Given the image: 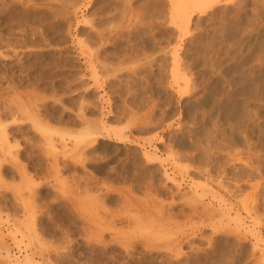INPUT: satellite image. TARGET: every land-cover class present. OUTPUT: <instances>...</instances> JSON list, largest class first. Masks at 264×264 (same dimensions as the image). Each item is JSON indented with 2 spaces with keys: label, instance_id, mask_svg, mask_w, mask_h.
<instances>
[{
  "label": "rangeland",
  "instance_id": "1",
  "mask_svg": "<svg viewBox=\"0 0 264 264\" xmlns=\"http://www.w3.org/2000/svg\"><path fill=\"white\" fill-rule=\"evenodd\" d=\"M183 3L0 0V264L27 254L44 264L256 263L248 238L255 228L264 238V206L257 215L249 204L264 200V0ZM80 131L91 133L76 139ZM20 187L37 196L32 239L12 232L26 214ZM170 208L182 223L179 258L138 222ZM237 226L239 239L225 230Z\"/></svg>",
  "mask_w": 264,
  "mask_h": 264
},
{
  "label": "bare ground",
  "instance_id": "2",
  "mask_svg": "<svg viewBox=\"0 0 264 264\" xmlns=\"http://www.w3.org/2000/svg\"><path fill=\"white\" fill-rule=\"evenodd\" d=\"M206 1H209V0H186V4L184 5V3H183V5L182 6H185V8H183L184 10L186 9L187 10V6H188V2L190 3H192V4H194V5H196V6H199L200 5V7L202 6V8H203V6H205L206 5ZM214 1V0H213ZM9 3V2H8ZM69 3V2H68ZM76 3V2H75ZM182 3V2H181ZM180 3V4H181ZM211 3V2H210ZM12 4V3H11ZM10 4V5H11ZM180 4H179V6H180ZM204 4V5H203ZM74 5V4H73ZM76 5V4H75ZM78 5V4H77ZM193 5V6H194ZM8 7V6H7ZM68 7V6H67ZM177 7V6H176ZM190 7V6H189ZM180 8V7H179ZM178 8V9H179ZM182 8V7H181ZM206 8V7H205ZM18 9V8H17ZM189 10V9H188ZM60 11V10H59ZM183 11V10H182ZM20 12V11H19ZM23 12V11H22ZM16 16V15H15ZM191 16V15H190ZM187 19V18H186ZM188 20V19H187ZM191 20V19H190ZM187 29V28H186ZM185 30V29H184ZM100 34V33H99ZM103 35V34H102ZM100 36V35H99ZM235 39V38H234ZM177 41V40H176ZM31 43V42H30ZM34 44V43H33ZM3 46V45H2ZM84 52V51H83ZM14 53V52H13ZM85 53V52H84ZM177 57V56H176ZM17 60V59H16ZM176 60H177V58H176ZM90 62V61H89ZM10 63V62H9ZM11 64V63H10ZM92 64V63H91ZM176 65V64H175ZM20 66V65H19ZM16 67V66H15ZM18 68V67H17ZM31 68V67H30ZM177 68V67H176ZM176 68H175V70H176ZM93 71H95L94 70V68H93ZM177 71V70H176ZM176 71H175V74H176ZM239 71V70H238ZM234 74V73H233ZM177 75V74H176ZM180 75V74H179ZM5 76V75H4ZM96 76H97V74H96ZM241 76V75H240ZM244 76V75H243ZM11 77V76H10ZM95 77V76H94ZM177 77H178V75H177ZM98 78V77H97ZM97 78H95V79H97ZM9 79V78H8ZM20 79V78H19ZM94 79V80H95ZM23 80V79H22ZM8 81V80H7ZM97 81V80H96ZM241 81V80H240ZM13 82V81H12ZM257 82H258V80H257ZM186 83V82H185ZM187 85V84H186ZM255 85V84H254ZM239 93V92H238ZM248 94V93H247ZM234 95V94H233ZM240 95V94H239ZM244 95V94H243ZM242 97V96H241ZM227 98V97H226ZM237 99V98H236ZM228 102V101H227ZM205 104V103H204ZM215 104V103H214ZM21 105V104H20ZM25 105V104H24ZM32 105V104H31ZM248 106V105H247ZM22 107H24V106H22ZM9 109V108H8ZM10 110V109H9ZM14 110V109H13ZM29 110V109H28ZM26 111V110H25ZM39 111V110H38ZM11 112V111H10ZM29 112H30V110H29ZM25 113V112H24ZM17 115V114H16ZM1 116V115H0ZM12 116V115H11ZM14 116V115H13ZM33 116V115H32ZM1 118V117H0ZM17 119V118H16ZM23 119V118H22ZM28 119V118H27ZM33 119V118H32ZM31 119V120H32ZM251 119V118H250ZM0 120H2V119H0ZM15 120V119H14ZM18 120V119H17ZM19 120H21V119H19ZM34 120H35V118H34ZM36 120H37V118H36ZM35 120V121H36ZM245 121V120H244ZM40 124H38V123ZM37 122H34V123H37V124H35L34 126H36V125H39V126H42V123H40L39 122V120L37 121ZM1 124V123H0ZM2 125V124H1ZM3 127L4 126H1V129H0V141H2L3 139V136L2 135H4V133H8V132H2L1 130H3ZM43 127V129H41V130H44V132H46V133H48V132H50V131H53L54 129H49V127L48 126H45V125H43L42 126ZM95 129V128H94ZM84 131V130H83ZM53 132H55V131H53ZM87 132V131H86ZM84 132L83 134L81 133V131H80V133L81 134H78V135H75V134H73V135H75V137H77L76 139H80V138H83L84 139V137H89V135H90V133L91 132ZM1 133H3V134H1ZM51 133V132H50ZM96 134V133H95ZM7 135V134H6ZM6 135H5V138H6ZM43 135H44V133H43ZM46 135V134H45ZM44 135V136H45ZM65 135V134H64ZM67 135V134H66ZM4 138V139H5ZM75 139V138H74ZM65 139H63V141H64ZM8 141V136H7V139H6V142ZM62 141V140H61ZM67 141V140H66ZM3 142V141H2ZM5 142V140H4V143H6ZM93 142H95V141H93ZM63 143V142H62ZM73 144H77V143H74V141H73ZM91 144V143H90ZM0 145H1V142H0ZM4 145V144H3ZM2 145V146H3ZM7 145V144H6ZM17 145H19V144H17ZM78 145V144H77ZM8 146V145H7ZM11 146H12V144H11ZM15 146V145H14ZM69 146V145H68ZM5 147V146H4ZM8 148V147H7ZM10 148V147H9ZM146 149V148H145ZM0 150L2 151H4V150H6V148L5 149H3V147H1L0 148ZM11 150V149H10ZM16 150V149H15ZM75 150V149H74ZM82 150V149H81ZM2 151V152H3ZM79 151V150H78ZM89 151V150H88ZM8 152V151H7ZM12 152V151H11ZM72 152V151H71ZM77 153V152H76ZM81 153V152H80ZM79 153V154H80ZM11 154V153H10ZM78 154V153H77ZM84 154V153H83ZM12 155V154H11ZM72 155V154H71ZM70 155V156H71ZM13 156V155H12ZM82 156V155H81ZM0 157H2L1 155H0ZM16 158V157H15ZM68 160V159H67ZM73 160H74V158H73ZM84 161V160H83ZM74 162V161H73ZM72 162V163H73ZM79 162V161H78ZM77 162V163H78ZM75 167V166H74ZM80 167V166H79ZM72 168V167H71ZM210 176V175H209ZM75 178V180H77L76 179V176L74 177ZM91 178V177H90ZM168 178H170V177H168ZM79 179V178H78ZM171 179V178H170ZM173 179V178H172ZM33 180V179H32ZM66 180H68V179H66ZM88 180V179H87ZM175 180V179H174ZM31 181V180H30ZM62 181V180H61ZM79 181V180H78ZM29 182V181H28ZM33 181H31L30 183H32ZM59 182V181H58ZM71 182V181H70ZM26 183H27V181H26ZM61 183V182H60ZM63 183V182H62ZM68 183V182H67ZM150 183V182H149ZM21 184V183H20ZM33 184V183H32ZM65 184V183H64ZM69 184V183H68ZM85 184V183H84ZM192 184V183H191ZM28 185H29V183H28ZM78 185V184H77ZM148 185V184H147ZM195 185V184H194ZM32 186H34V185H32ZM31 186V187H32ZM55 186V185H54ZM57 186V185H56ZM81 186V185H80ZM27 187V186H26ZM36 187H37V185H36ZM58 187V186H57ZM59 187H61V186H59ZM74 187H75V185H74ZM87 187H90V186H88L87 185ZM29 188V187H28ZM33 188V187H32ZM65 188H66V186H65ZM70 188V187H69ZM19 189H21V187L20 188H18V193L16 192V197H17V199L23 204V206H24V208H25V215H23V216H25L22 220H20V219H16V222H14V226L12 227V232H13V234L16 236V238L18 237V233H20L21 235H22V237L24 238V237H31V236H33L34 234L35 235H37V230H36V226H35V222H36V216L37 215H35V208H34V206H32V203H31V201H32V199H34V200H36L35 199V197H37V196H35L34 197V195H31L30 196V198H32V199H30L29 198V200H26L27 198H24V194H22L21 192H19L20 190ZM67 189V188H66ZM33 190V189H32ZM68 190V189H67ZM83 190V189H82ZM195 190V189H194ZM29 191H31V189L29 190ZM76 191V190H75ZM203 191V190H202ZM215 191V190H214ZM32 192H34V190L32 191ZM178 192V191H177ZM80 193V192H79ZM94 193V192H93ZM192 193V192H191ZM195 193V192H194ZM199 194L198 195H200L201 194V192H198ZM36 194V193H35ZM76 194V193H75ZM81 194V193H80ZM82 194H83V192H82ZM95 194V193H94ZM181 194V193H180ZM187 194V193H186ZM207 194V193H206ZM258 194V193H257ZM84 195V197H85V194H83ZM89 195V194H88ZM185 195V194H184ZM183 195V196H184ZM205 195V194H204ZM213 195V194H212ZM256 197H254V199H252L251 200V203L249 204L250 205V207H251V209L249 210V207H248V210L251 212V211H255V213L258 215V212L260 211V207L262 206H264V200H261V198L259 197L260 195H255ZM15 197V198H16ZM263 197V199H264V196H262ZM75 198V197H74ZM188 198V197H187ZM220 198V197H219ZM221 198H222V196H221ZM189 199V198H188ZM216 199H217V197H216ZM33 200V201H34ZM86 200H89V199H86ZM85 200V201H86ZM185 200H186V198H185ZM189 200H191V199H189ZM82 201V200H81ZM97 201V200H96ZM103 201V200H102ZM88 202V201H87ZM99 202V201H98ZM197 202V201H196ZM201 202V201H200ZM97 203V202H96ZM95 203V204H96ZM102 203H104V202H102ZM179 203V202H178ZM185 203V202H184ZM184 203H183V205H184ZM189 203V202H188ZM191 203V202H190ZM189 203V204H190ZM198 203V202H197ZM38 204V203H37ZM36 204V205H37ZM85 204V203H84ZM87 204V203H86ZM94 204V205H95ZM100 204V203H99ZM105 204V203H104ZM173 204V203H172ZM34 205V204H33ZM206 205V204H205ZM22 206V207H23ZM82 206V205H81ZM96 206V205H95ZM105 206H106V204H105ZM171 206V205H170ZM190 206H192V207H190V209H191V213L194 211H196L197 210V204L196 205H191L190 204ZM231 206V205H230ZM100 207V206H99ZM107 207V206H106ZM228 207V206H227ZM23 208V209H24ZM49 208V207H48ZM82 208V207H81ZM96 208H97V206H96ZM102 208V207H101ZM169 208V207H168ZM205 208H207L208 209V207H205ZM217 208V207H216ZM230 208V207H229ZM245 208H247V207H245ZM83 209V208H82ZM165 209V208H164ZM201 209V208H200ZM200 209H198V210H200ZM106 210H107V208H106ZM157 210V209H156ZM167 210H169L168 212H160V213H162V214H160V216H156V218L153 216H151V217H149V219H151V221L149 220V219H147V217H146V215H145V217H146V219L149 221H146V224H144L143 223V220H139L138 222L140 223V221H142L140 224L139 223H137V224H133L134 225V228L137 226V228H139V227H141L142 228V231L144 230V231H146L147 233H149V236H148V234H147V236L150 238V236L151 237H153L156 241H158V242H160L161 243V246H162V244H163V246L165 247V249H168L169 248V250L171 249V250H174L175 251V254L174 255H172L173 257H175V258H179V256H180V252L182 253L183 251H178L177 252V254H176V249H180L181 248V245L184 243L183 241V239L181 238V236L179 235V231H180V229H179V227L181 228L182 226L180 225V224H182V223H179L178 221L179 220H181V219H179V220H177V219H174V216H178L179 215V213H177V212H175L176 211V209H172V208H170V209H167ZM179 210V209H178ZM185 210V209H184ZM183 210V211H184ZM204 210V209H203ZM247 210V209H246ZM247 210V211H248ZM96 211H97V209H96ZM147 211V210H146ZM160 211V210H159ZM206 211H208V210H206ZM219 211H222V210H219ZM248 211V212H249ZM109 212V211H108ZM136 213H138L139 211H135ZM180 212H182L181 210H180ZM188 212V211H187ZM193 212V214H196V213H194ZM203 212V211H202ZM201 212V213H202ZM205 212V211H204ZM226 212V211H225ZM224 212V213H225ZM228 212V211H227ZM250 212H249V214H250ZM141 213V212H140ZM143 213H145V212H143ZM183 213V212H182ZM184 213H186V212H184ZM199 213V212H198ZM222 213V212H221ZM100 214V213H99ZM139 214V213H138ZM205 214V213H204ZM203 214V215H204ZM207 214V213H206ZM252 214V213H251ZM98 215V214H97ZM106 215V214H105ZM110 215V214H109ZM115 215V214H114ZM137 215V214H136ZM148 215V214H147ZM153 215V214H152ZM199 215H200V213H199ZM225 215V214H224ZM90 216V215H89ZM99 216V215H98ZM102 216V215H101ZM133 216H134V214H133ZM137 216H139V215H137ZM136 216V217H137ZM115 217V216H114ZM135 217V216H134ZM225 217V216H224ZM259 217V216H258ZM22 218V217H21ZM103 218V217H102ZM112 217H110V219H111ZM124 218V217H123ZM126 218H129V217H126ZM138 219H139V217H137ZM136 218V219H137ZM153 218V219H152ZM205 218V217H204ZM216 218V217H215ZM226 218H227V216H226ZM233 218V217H232ZM103 219H105V217L103 218ZM129 219H131V218H129ZM217 219V218H216ZM221 219V218H220ZM252 219V218H251ZM132 220V219H131ZM135 220V219H134ZM134 220H132V221H134ZM177 220V221H176ZM228 220V219H227ZM235 220V219H234ZM262 220V219H261ZM110 221V220H109ZM114 221V220H113ZM119 221V220H118ZM129 221V220H128ZM127 221V222H128ZM145 221V220H144ZM111 222V221H110ZM117 222V221H116ZM196 222V221H195ZM133 223V222H132ZM135 223V222H134ZM201 223V222H200ZM220 223V222H219ZM230 223V222H229ZM37 224V223H36ZM117 224V223H116ZM138 224H139V227H138ZM189 224V223H188ZM246 224V222L244 223V225ZM248 224V223H247ZM256 224V223H255ZM254 224V225H255ZM96 225V224H95ZM129 225H130V223H129ZM133 225H131V226H133ZM180 225V226H179ZM253 225V224H252ZM253 225V226H254ZM85 226V225H84ZM117 226V225H116ZM228 226V225H227ZM226 226V227H227ZM253 226H251L252 228H253ZM256 226V225H255ZM254 226V227H255ZM86 227V226H85ZM89 227V226H88ZM106 227V226H105ZM114 227V226H113ZM127 227V226H126ZM225 227V226H224ZM224 227H223V229H224ZM232 227V226H231ZM245 227V226H244ZM102 228V227H101ZM132 228V227H131ZM133 228V229H134ZM141 228H139V231L141 230ZM230 228V227H229ZM226 229L225 228V230H226V232H232V230H236V239L238 238L239 239V237L241 238V232L239 231V227L237 226L236 228L235 227H233V228H231V229ZM249 228H250V226H249ZM248 228V229H249ZM259 228V227H258ZM86 229V228H85ZM88 229V228H87ZM100 229V228H99ZM136 229V228H135ZM247 229V227L246 228H244V239H247L248 237H249V234L247 233V231L248 230H246ZM262 229H264V223H263V225H262ZM93 230V229H92ZM120 230V229H119ZM123 230V229H122ZM132 230V229H131ZM137 230V229H136ZM221 230V229H220ZM255 232H256V235H255V237H256V239L254 238V237H252V238H248V239H252L253 240V243H254V251L252 250V254L255 256V258H257V260L256 261H254V262H256L255 264H264V247L262 248L261 247V249H255L257 246L258 247H260V243H259V241H260V239L261 238H263V237H261V233H260V236H259V234H258V232H257V230L258 229H256L255 228ZM259 230H260V228H259ZM99 230H97V232H98ZM124 231V230H123ZM122 231V232H123ZM138 231V233L140 234V232ZM223 231V230H222ZM261 231V230H260ZM259 231V232H260ZM91 232H93V231H91ZM99 232H101V231H99ZM252 232H253V230H252ZM137 233V232H136ZM234 233V232H233ZM254 233V232H253ZM86 234V233H85ZM98 234V233H97ZM97 234L95 235L96 237H97ZM143 234H145V232L143 233ZM225 234V233H224ZM92 235V234H91ZM94 235V234H93ZM92 235V236H93ZM142 235V234H141ZM184 235V234H183ZM203 235V234H202ZM38 236V235H37ZM90 236V235H89ZM92 236H91V238H92ZM104 236V235H103ZM103 236H102V238H103ZM252 236V235H251ZM14 237V236H13ZM98 237H100L99 236V234H98ZM141 237V236H140ZM15 238V239H16ZM37 238V237H36ZM35 238V239H36ZM143 238V237H142ZM149 238H147V239H149ZM213 238V237H212ZM235 238V237H234ZM22 239V238H21ZM31 239H32V237H31ZM93 239L95 240V238L93 237ZM93 239H92V241H93ZM97 239V238H96ZM100 238H98V240H99ZM144 239V238H143ZM147 239H146V241H147ZM151 240H152V238H150ZM153 239V240H154ZM247 239V240H248ZM255 239V240H254ZM264 239V238H263ZM263 239H262V241H263ZM39 240V239H38ZM101 240V239H100ZM156 241H154L155 243H156ZM187 241V240H186ZM194 241V240H193ZM29 242V241H28ZM40 242V241H39ZM157 242V243H158ZM188 242H189V244H190V247H191V249H192V251L191 252H194V253H198L199 251H197V249H196V247H195V245H194V243L192 242V240H189L188 239ZM210 242V241H209ZM31 243V242H30ZM94 243V242H93ZM100 243V242H99ZM147 243V242H146ZM153 243V242H152ZM227 243V242H226ZM263 243V242H262ZM21 244V243H20ZM33 243H31V245H32ZM136 244V243H135ZM145 244V243H144ZM159 244V243H158ZM244 244V243H243ZM93 245V244H92ZM126 245V244H125ZM133 245V244H132ZM198 245V244H197ZM129 246H131V245H129ZM135 246H137V245H135ZM145 246V245H144ZM160 246V245H159ZM256 246V247H255ZM127 247H128V244H127ZM139 247V246H138ZM147 247V246H146ZM175 247V248H174ZM178 247V248H177ZM131 248H133V246L131 247ZM148 248V247H147ZM155 248H157V249H160V248H158V247H155ZM163 248V247H162ZM36 249V248H35ZM178 249V250H179ZM200 249V248H199ZM38 250V249H37ZM130 250V249H129ZM150 250V249H149ZM181 250H183L182 248H181ZM231 250V249H230ZM147 251V250H146ZM145 251V252H146ZM150 251H152V250H150ZM149 251V252H150ZM174 251H170V252H174ZM8 252V251H7ZM128 252V251H127ZM235 252V251H234ZM164 253V252H163ZM179 253V254H178ZM236 254V253H235ZM32 254H27V256L25 257L26 259H24V261H20L19 260V262L21 263V264H44L43 262H39V261H37V260H35V258L33 257V256H31ZM129 255V254H128ZM142 255V254H141ZM182 255V254H181ZM193 255V254H192ZM223 255V254H222ZM253 255H252V257H253ZM7 256H9V254L7 255ZM146 256V255H145ZM171 256V255H170ZM171 256V257H172ZM233 256V255H232ZM235 256V255H234ZM10 257V256H9ZM195 257V256H194ZM221 257V256H220ZM12 258V257H11ZM20 258V257H19ZM18 258V259H19ZM161 258V257H160ZM232 258V257H231ZM172 260H173V258H171ZM228 258H226V262H229L230 263V261L229 260H227ZM150 260V259H149ZM153 260V259H152ZM171 260V261H172ZM175 260V259H174ZM185 263V262H184ZM216 263V262H215ZM224 263V262H223ZM232 263V262H231ZM141 264V263H140Z\"/></svg>",
  "mask_w": 264,
  "mask_h": 264
}]
</instances>
